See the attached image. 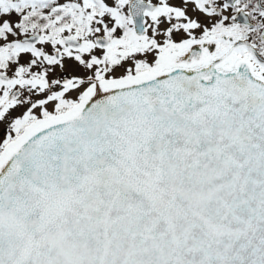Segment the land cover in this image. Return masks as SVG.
Returning <instances> with one entry per match:
<instances>
[{"label":"snow or ice","instance_id":"obj_1","mask_svg":"<svg viewBox=\"0 0 264 264\" xmlns=\"http://www.w3.org/2000/svg\"><path fill=\"white\" fill-rule=\"evenodd\" d=\"M0 264H264V0H0Z\"/></svg>","mask_w":264,"mask_h":264}]
</instances>
